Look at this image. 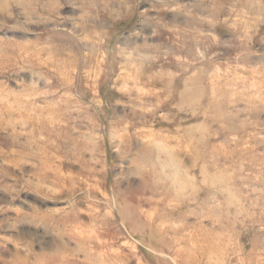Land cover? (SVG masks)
<instances>
[{"label": "rangeland", "instance_id": "1", "mask_svg": "<svg viewBox=\"0 0 264 264\" xmlns=\"http://www.w3.org/2000/svg\"><path fill=\"white\" fill-rule=\"evenodd\" d=\"M0 264H264V0H0Z\"/></svg>", "mask_w": 264, "mask_h": 264}]
</instances>
